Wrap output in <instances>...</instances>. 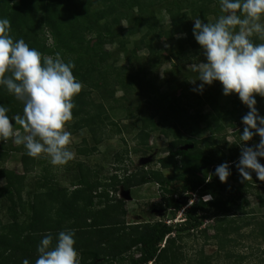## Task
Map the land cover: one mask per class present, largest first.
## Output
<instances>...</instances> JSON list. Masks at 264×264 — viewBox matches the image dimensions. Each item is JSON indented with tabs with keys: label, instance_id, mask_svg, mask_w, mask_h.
<instances>
[{
	"label": "trees",
	"instance_id": "1",
	"mask_svg": "<svg viewBox=\"0 0 264 264\" xmlns=\"http://www.w3.org/2000/svg\"><path fill=\"white\" fill-rule=\"evenodd\" d=\"M93 7L99 8L94 15L91 13ZM160 11H165L170 21L166 30L157 20ZM92 15L94 22L89 26L85 23L86 26L83 22H89ZM219 15V0H0V18L10 21L14 39H23L42 57H54L59 52L65 62H74L76 78L85 88L96 82L101 84L97 99L94 100L85 90L74 98L76 107L73 109V120L67 125L72 135L86 130L95 144L121 135V127L114 124L108 114L113 109L111 104L119 101H124L123 108L135 118L133 127L139 120L142 121L143 127L136 138L140 143H146L151 131L156 130L153 127L155 116L146 120L139 118L142 112L139 107L138 110H130V98L152 106L153 102L167 100L170 94H160L159 88L151 81L142 79V67L137 71L114 67L110 64L111 55L104 50L105 46L116 44V55L121 54L127 62L134 64L136 58L126 49L127 41L121 37V33L126 30L131 37L143 30L140 42L149 47L146 62L156 68L159 65V54L154 50L156 41L168 37L178 45L180 55L186 45L195 55L201 48L192 34L193 20L199 17L202 22L214 23ZM209 18H213L212 22H209ZM101 22V32L95 31ZM123 23L126 29H123ZM45 30H49L54 39L52 47L43 41ZM83 33L94 35L97 45L86 43ZM252 39L255 43L258 41L255 36ZM73 43L79 46L77 52L69 50ZM116 86L123 93L117 101L112 91ZM260 98L256 97V108ZM185 99L189 103L170 104L158 116L161 120H172L179 128L178 132L172 134L176 142L168 148V156L160 161L162 168L172 169L173 179L143 173L138 178L127 177L124 187L129 191L155 183L167 210L188 206L191 196H197L199 201L183 210L186 219L179 229L162 222L127 226L123 218L119 219L125 216V211L118 212L114 205L117 199L110 197V193H118V187L102 188L91 178V171L81 163L73 165L77 172L74 190L60 188L47 179H37L32 193L27 195L30 199L22 202L25 177L4 166L11 154L27 153L23 145L14 146L13 141L9 140L0 142V181L3 183L0 187V209L6 210L10 221L5 225L0 224V264H7L8 258L16 257L13 250L20 247L25 249L19 254L22 261L34 258L29 252L34 244L32 236L51 233L55 243L58 233L65 230L75 231V248L81 256V264H180L186 259L181 252L182 247L176 243L194 238L195 232L207 236V230L201 229L204 220L213 222V235L207 239L213 241L216 252L205 255L201 250L194 262L187 264L221 261L229 264H264V214L257 215L249 210L246 197L253 187L264 185V181L257 180L255 173H252V181H242L238 168L231 164V175L227 181H231L232 185L227 182L221 184L215 176V169L222 163H218L212 153L199 151L194 142L207 130L201 126L207 116L196 112L198 106H211L222 123L231 128L240 124L248 109L239 102L231 110L218 112L214 105L215 97L208 96L197 101L191 97ZM0 105L9 109L11 120L16 116L23 117V104L3 87H0ZM191 111L194 113L190 114ZM181 131L187 134V138L180 135ZM162 134L166 133L162 131ZM184 146L192 148L183 150ZM93 151L95 149H79L77 155H89ZM44 160L49 161L50 158H32L25 172H31ZM115 162H121L118 153ZM234 162L235 155L231 157V163ZM259 162L264 165V162ZM196 171L205 175L196 177ZM207 178L210 181L207 182ZM177 185L184 188L189 197L174 200ZM208 194L213 196V200L206 204L202 198ZM19 205H24L20 214L17 212ZM258 206L264 209V191ZM243 242H246V247L242 245ZM239 248L244 249L245 253L239 254ZM135 253L138 254L136 258ZM252 259L255 261H250Z\"/></svg>",
	"mask_w": 264,
	"mask_h": 264
},
{
	"label": "rangeland",
	"instance_id": "2",
	"mask_svg": "<svg viewBox=\"0 0 264 264\" xmlns=\"http://www.w3.org/2000/svg\"><path fill=\"white\" fill-rule=\"evenodd\" d=\"M107 1V0H106ZM99 8H91V13L94 15ZM93 15L89 18V22L84 21L83 23L89 24L93 21ZM86 20V19H85ZM157 20L159 25L166 29L170 26L169 18L165 11L157 13ZM213 18H209V22H212ZM103 22L99 26L95 27V31L101 32ZM85 24V25H86ZM86 25V26H87ZM123 29H126V24H122ZM144 33L142 30L140 34L129 37L126 30L121 33V37L127 41L126 49L136 58L135 63L131 64L124 59L123 55H116L118 46L107 45L104 50L111 55L110 64L114 67L133 69L137 71L143 68L141 78L147 81H151L156 88H159L160 94L170 93L167 100L153 102L152 106H147L145 103L137 102L135 98H130L132 109L137 107L141 110V119H150L154 117L153 126L155 131H151L149 139L146 143H140L137 140V135L140 129H142V121L132 126L133 116L127 114V110L123 108L124 101L111 104L113 109L108 112L111 120L114 124L121 127V135L110 139L101 140L99 144H95L86 130L80 131L75 135H72V142L69 145L70 150L75 153V157L65 166H53L50 160H44V162L35 166L31 172L26 173L25 169L28 168V164L32 161V158L27 154L13 153L7 159L5 163V169L14 171L18 175H24V192L22 194V202H27L28 193H32L34 183L37 179H47L49 182L58 185L60 188L68 189L69 191L74 190L75 176L77 172L74 170L75 163H81L82 166L88 168L91 171V178L97 181L102 188L109 187L113 188L117 186L118 193L113 195L110 193V197H115L114 205L118 212L125 211L123 218L127 226L134 227L136 225H143L147 223L162 222L174 229H179L182 223L185 221V215L183 210L187 209L191 202H198V197L191 196V202L188 206L167 210L165 203L161 198L158 186L155 183L147 184L144 186L136 187L127 191L125 187V179L127 177L138 178L143 173L155 174V177L173 179L172 169L162 168L160 161L166 159L168 156V148L172 143L176 142V138L172 136L173 133L178 132V126L172 120H161L158 116L159 113L163 112V109L168 107L170 104L177 105L178 103H189L186 97H191L193 101L197 99H206L208 96L215 97L214 105L217 107V111H226L233 109L240 101L235 95L225 97L222 94V86L218 82H214L211 86H205L201 93L194 91L197 86L201 83L196 81L198 73L192 70V66L198 63H204L205 58L202 50H198L197 54L194 55L193 50L189 46L183 47V54L180 55L178 45L172 43L168 37H163L161 40L154 43V50L159 54V65L153 67L150 63L146 62L148 57L149 47L140 42V37ZM85 42H90L91 45H97V40L94 35L83 33ZM95 34V33H94ZM42 36V35H41ZM257 39V38H256ZM256 43H264L257 39ZM43 41L48 47H52L54 39L51 36L49 30H45L43 34ZM97 47V46H95ZM79 46L73 43L69 50L77 52ZM64 49V48H63ZM48 57V56H46ZM73 75L76 77L75 69H73ZM101 88L99 82L91 84L88 88L83 86L82 90L90 93L91 97L97 99L98 91ZM170 89H172L170 91ZM174 90V91H173ZM114 93V99L117 101L121 99L123 93L116 86L112 88ZM139 99H143L139 97ZM181 101V102H180ZM159 109V110H158ZM197 111L199 115H206V121L201 125L202 128H206L194 142L197 145L199 151H205L206 153H212L213 157L218 163H228L229 165L239 163L241 147L239 146V135L243 133V124L240 122L236 127L231 128L228 125H224L222 121L217 117L216 111L208 105L198 106ZM158 110V112H157ZM259 114L264 116V99L260 98L257 108ZM133 113V112H131ZM194 113L193 111L190 114ZM135 115V114H133ZM137 116V115H136ZM12 123L14 129L18 131L21 136L27 135L24 132L23 127L13 118ZM147 123V122H146ZM162 131L166 133L162 134ZM184 138H187V134L183 131L180 132ZM86 140L84 144L83 141ZM260 138L253 137L252 141L247 142L246 146L253 147L259 144ZM14 146L16 145L13 142ZM22 145V144H21ZM93 150L89 155H77V150ZM120 155L121 162H115V155ZM235 155V162L231 163V157ZM47 156L42 155L39 159H45ZM264 162V159H260ZM170 164V162H167ZM196 177H203L205 173L200 171L194 172ZM116 178V179H114ZM207 182L209 179L207 178ZM227 184L232 185L231 181H227ZM3 183L0 181V187ZM177 192L174 196V200L182 199L183 197H189L188 192L177 185ZM111 190V189H110ZM264 191V185L253 187L250 194H247V200L250 206L249 210H252L254 214H264V209H260L258 203L260 202L261 195ZM203 201V200H202ZM24 206V205H23ZM22 205L18 207V214L22 211ZM7 212L5 209H0V224L5 225L9 223ZM213 222L204 220L202 222L201 229L207 230V236L194 233L190 239H182L181 242H177V246L180 245L181 252L186 259L180 264H187L197 258L199 252L204 251L205 255H212L216 252V247L212 240L207 239L213 235ZM45 234H36L32 236L33 246L29 250L31 255L34 257L28 259L29 264H36L38 257L37 248ZM54 239V236H53ZM38 243V246H37ZM242 245L246 247V242ZM257 247V246H255ZM263 249V247H261ZM27 251V250H26ZM239 254L245 253L242 248L238 249ZM16 257L7 259V264H22V259L19 257L20 253L25 252V249L15 248L13 250ZM105 252V251H103ZM134 253V252H133ZM238 253V252H237ZM135 258L138 254H134ZM128 257V256H127ZM250 261H255L254 259ZM257 261V260H256ZM232 263V262H231ZM230 263V264H231ZM256 263V262H255ZM213 264H229V262H219Z\"/></svg>",
	"mask_w": 264,
	"mask_h": 264
},
{
	"label": "clouds",
	"instance_id": "3",
	"mask_svg": "<svg viewBox=\"0 0 264 264\" xmlns=\"http://www.w3.org/2000/svg\"><path fill=\"white\" fill-rule=\"evenodd\" d=\"M219 5L221 15L214 23L202 22L199 17L193 20L192 34L206 61L192 66L198 73L192 83L201 82L194 91L202 94L205 86L218 82L225 97L237 95L246 106L236 167L242 181H252V173L264 181V165L259 162L264 159V116L256 108V97L264 98V43L252 39L264 41V0H219ZM74 68L75 63L65 62L59 52L42 57L23 39H14L10 21L0 18V87L23 104V117L14 119L27 133L21 136L14 129L9 109L0 105V142L22 144L29 157L47 156L53 166L72 161L75 153L69 148L72 134L67 125L73 120L74 98L83 89L73 75ZM254 136L260 138L259 144L246 146ZM230 175L228 163L215 169L221 184ZM202 200L207 204L213 196L205 195ZM75 244L74 230L59 232L55 243L51 233L45 234L37 248L36 264H81Z\"/></svg>",
	"mask_w": 264,
	"mask_h": 264
},
{
	"label": "water",
	"instance_id": "4",
	"mask_svg": "<svg viewBox=\"0 0 264 264\" xmlns=\"http://www.w3.org/2000/svg\"><path fill=\"white\" fill-rule=\"evenodd\" d=\"M191 148H192V146H184L182 149L186 150V149H191Z\"/></svg>",
	"mask_w": 264,
	"mask_h": 264
},
{
	"label": "built area",
	"instance_id": "5",
	"mask_svg": "<svg viewBox=\"0 0 264 264\" xmlns=\"http://www.w3.org/2000/svg\"><path fill=\"white\" fill-rule=\"evenodd\" d=\"M193 197H195V196H193Z\"/></svg>",
	"mask_w": 264,
	"mask_h": 264
}]
</instances>
